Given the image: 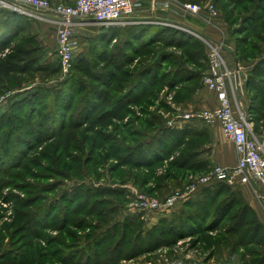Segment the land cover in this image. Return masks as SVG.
Here are the masks:
<instances>
[{
    "label": "rangeland",
    "instance_id": "1",
    "mask_svg": "<svg viewBox=\"0 0 264 264\" xmlns=\"http://www.w3.org/2000/svg\"><path fill=\"white\" fill-rule=\"evenodd\" d=\"M195 2L213 3L214 21L225 24L233 43H241L243 69L228 61L233 102L264 145V92L247 88L253 69L264 62V0ZM12 12L0 7V70L11 72L9 79L0 75V264H255L254 258L259 264L263 257L255 255L254 238L237 224L241 205L224 219L208 220L199 212L229 204L241 197L239 190H225L206 204L197 202L199 193L192 195L177 224L162 219L172 211L140 207V195L163 201L219 166L209 147L214 123L192 117L204 109L197 96L204 89L215 92L203 79L211 65V38L169 22L154 34L161 42L151 44L149 37L134 44L145 47L136 53L128 50L123 31L110 43L93 37L101 25L83 27L78 34L90 38L74 50L65 73L58 43L45 46L32 23H23V32H2ZM19 48L35 52L24 70L9 58ZM124 54L130 63L120 69L113 60L123 64ZM186 126L192 132L182 143L172 130ZM164 137L169 149L138 159L137 152L146 153ZM188 154L192 162L209 165L177 167ZM106 190L124 196L102 194ZM174 225L182 227L180 233Z\"/></svg>",
    "mask_w": 264,
    "mask_h": 264
},
{
    "label": "built area",
    "instance_id": "2",
    "mask_svg": "<svg viewBox=\"0 0 264 264\" xmlns=\"http://www.w3.org/2000/svg\"><path fill=\"white\" fill-rule=\"evenodd\" d=\"M137 0H71L54 2L51 0H0V7H8L19 15L32 18H58V53L65 73L73 66L74 25L85 20H94L102 27H126L134 24ZM185 10L193 15H201L206 10L211 17H217L218 11L213 3H185ZM173 25V24H171ZM211 48V65L204 76V84L217 94L219 106L214 109H202L192 115L206 125L219 122L226 138L235 147L238 162L234 168L215 166L197 185L187 191L170 195L165 200L139 196L140 207L159 213L173 212L204 186L215 182H225L231 186L252 185L256 195L264 199V145L257 139L245 112L233 102L232 80L234 72L228 66L224 42L206 39ZM236 78V76H235ZM238 78V77H237ZM187 118H191L188 115Z\"/></svg>",
    "mask_w": 264,
    "mask_h": 264
},
{
    "label": "trees",
    "instance_id": "3",
    "mask_svg": "<svg viewBox=\"0 0 264 264\" xmlns=\"http://www.w3.org/2000/svg\"><path fill=\"white\" fill-rule=\"evenodd\" d=\"M180 1H187V2H191V3H203V2H195L198 0H180ZM13 17L10 20L9 24H7L6 26H8L5 29H3L2 32L8 31V32H12L15 31L16 28L19 29V32H23L24 29L22 28V25H26L29 26L32 22L31 20L24 15H19L16 12H12ZM24 23V24H23ZM140 30V31H139ZM158 30H163L162 26H156V28H150L149 26H126V27H122L119 28L118 27H110V28H106L104 27L101 32L97 35L96 39L98 38H102L103 36L105 37V41L104 42H110L112 43L114 39H116V35L118 34L119 31H123L124 34L127 33V39L126 41L129 44V48L128 50H133L134 52H138L140 53L143 49H145L144 46L139 48H136L134 44L136 43H142L144 42L146 39H149V37H151V44L157 43V42H161L162 37H158L157 41H154V37H155V33ZM1 32V33H2ZM38 37V36H37ZM180 40L184 41V37H180ZM242 43H248L246 40L241 41ZM150 44V43H149ZM148 44V45H149ZM241 44V43H240ZM240 44L237 42V51H236V57L239 60V46ZM139 50V51H138ZM202 51L206 53V49H204V46L202 47ZM34 53L32 49H23V48H19L17 50L14 51V53L9 57L10 60L19 66L20 69L24 70V65L28 62H33L34 60H36V57L34 56ZM207 54V53H206ZM127 54H124L125 59L123 60V64L119 63V58H114L113 61H115L114 65H119L118 67L120 69H123L125 67L126 64H129L130 62L128 61V56H126ZM130 59V58H129ZM240 61V60H239ZM133 62V61H132ZM119 63V64H118ZM122 63V62H121ZM117 67V66H115ZM85 69V68H84ZM84 73H87L86 70H82ZM1 72V76L9 79L11 72L8 69L5 70H0ZM143 74V73H142ZM88 75V77L90 78H95L93 75L91 74H86ZM140 79H142L141 83L142 85H140L141 90H142V86L145 88L144 90H142V92H144L146 90V86L148 85L146 83V78L141 76ZM153 80V79H152ZM151 80V81H152ZM140 80H138L139 82ZM137 82V81H136ZM154 83V81H152ZM264 62H262L261 64L257 65L254 69H253V73L251 76H249L248 82H247V88L248 90H253V91H257V92H264ZM109 84L113 85V81H111ZM139 87V88H140ZM135 88H138L137 86ZM136 92H139L138 89H136ZM108 97V95H105V99ZM138 98V97H137ZM136 99V96L133 98H130V100L128 101H133ZM96 103V102H95ZM65 127V125L63 126V128ZM192 127L191 126H186L184 128L178 129V128H174L172 131V135L177 139L182 141V143L188 139V137L191 135L190 133ZM165 138V137H164ZM169 144L168 140L165 138V140L158 138L157 140L154 141V147L150 148V150H146V153H144L142 150H140V152H137L136 155L138 157V159H140V155L142 157V160H147L148 156H150L152 154V157L154 158L156 154V151H158L159 153H162L161 150H166L169 149V147L167 148V145ZM149 145H153V141L149 144ZM180 144H178L179 146ZM150 147V146H149ZM158 147V150L156 149ZM175 148V144L173 149ZM173 149L169 151V154L172 155L173 154ZM157 156V155H156ZM161 157V155H160ZM193 161V155L192 154H188L185 155V157L183 156L182 161H180L179 166L177 167H181V168H187L190 165L191 169H195V170H204L207 165H209V162L204 161V160H199V162H192ZM241 186H231L225 182H215L211 185L208 186H204L202 188L201 191H199V195L197 196V202H204V204L208 203L209 201L211 202L213 199H215L216 196H218L219 194H223L226 191H231L232 190H239L238 192L240 193L241 197L239 198H235V200L233 199L229 204H225V202H223L221 204V206L217 209H215L213 212H209L207 209L200 211L202 212L201 214L204 215V218H207L208 220H212V219H224L232 210L236 205H241V209L239 210V213L236 217L237 219V224H239V227H246L247 228V232L248 234H251V237L254 238L256 245L258 247V251L259 254L255 253V255L263 257V259H260L261 261H259V264H264V224L261 222V220L259 219L256 211L252 208V206L246 201V199L244 198L242 191L240 189ZM197 193V194H198ZM102 194H116L118 196H124V194L121 191H116L113 192L112 190H106L103 191ZM190 200L188 199L186 202H184L179 208H177L176 210H174L172 212L171 215H166L165 217H163L162 219L170 222V223H175L177 224L178 222H180V220H178V216L181 214V212L183 211L184 207L187 208L190 207ZM195 199L193 201H196ZM192 201V200H191ZM205 206V205H204ZM177 228V225H174ZM178 231L176 230L175 232L180 233V231L182 230L181 228H177ZM177 235V234H176ZM262 253V254H261ZM261 254V255H260ZM255 260H253V263L256 264L257 259L258 258H254Z\"/></svg>",
    "mask_w": 264,
    "mask_h": 264
},
{
    "label": "crops",
    "instance_id": "4",
    "mask_svg": "<svg viewBox=\"0 0 264 264\" xmlns=\"http://www.w3.org/2000/svg\"><path fill=\"white\" fill-rule=\"evenodd\" d=\"M53 1L71 2V0ZM214 20H217V18L211 17L207 12H203L199 16L187 12L180 0H137L133 16L134 24L129 26L144 25L153 29L156 28V26H163L171 22L188 26L190 29L200 32L203 36L205 34V36L210 37L211 40L215 42H222L229 39L228 46L224 50L225 56L229 63L236 67L237 71H241L243 68L240 66L238 58L235 55L236 44L230 40L228 35H226L227 30L225 24L221 22L219 25ZM32 24L38 38L45 46H57V32L61 25V21L58 18L32 20ZM92 25L98 27L94 20H85L74 25L73 29L76 32L74 33L75 37L73 38L74 50L77 49V47L81 48L83 40L90 38V36L79 35V29L83 27H91L93 29ZM98 33L93 35V37L97 36ZM77 42H79V45H77ZM197 97H199L198 100L200 101V107H203L204 109H214L219 106L217 94L211 90L204 89ZM212 128V142L209 144L212 153V163L224 168H234L238 162L234 145L226 138L222 125L219 122L214 123ZM240 186L244 198L256 211L259 219L264 224V199H260L256 195L252 185L246 184ZM166 215H168V213L164 214V216Z\"/></svg>",
    "mask_w": 264,
    "mask_h": 264
}]
</instances>
